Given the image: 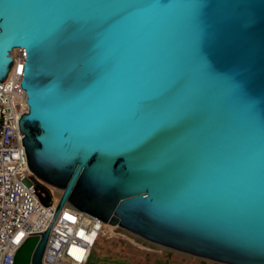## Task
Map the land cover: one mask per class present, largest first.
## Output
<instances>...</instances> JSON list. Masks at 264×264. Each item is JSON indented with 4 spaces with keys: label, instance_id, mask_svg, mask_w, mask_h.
Segmentation results:
<instances>
[{
    "label": "water",
    "instance_id": "95a60500",
    "mask_svg": "<svg viewBox=\"0 0 264 264\" xmlns=\"http://www.w3.org/2000/svg\"><path fill=\"white\" fill-rule=\"evenodd\" d=\"M59 192L13 264H42L64 205L150 244L264 264V0H0V83Z\"/></svg>",
    "mask_w": 264,
    "mask_h": 264
},
{
    "label": "built area",
    "instance_id": "2783aa9c",
    "mask_svg": "<svg viewBox=\"0 0 264 264\" xmlns=\"http://www.w3.org/2000/svg\"><path fill=\"white\" fill-rule=\"evenodd\" d=\"M11 56L12 69L0 83V264H13L24 241L47 230L60 197L44 205L36 190L37 180L27 167L17 127L19 117L28 112L26 92L20 89L22 49H15ZM107 227L117 228L64 205L50 227L42 264H88Z\"/></svg>",
    "mask_w": 264,
    "mask_h": 264
},
{
    "label": "rangeland",
    "instance_id": "374dc122",
    "mask_svg": "<svg viewBox=\"0 0 264 264\" xmlns=\"http://www.w3.org/2000/svg\"><path fill=\"white\" fill-rule=\"evenodd\" d=\"M56 196L59 192L54 190ZM88 264H218L182 254L107 227L99 236Z\"/></svg>",
    "mask_w": 264,
    "mask_h": 264
},
{
    "label": "trees",
    "instance_id": "16d2710c",
    "mask_svg": "<svg viewBox=\"0 0 264 264\" xmlns=\"http://www.w3.org/2000/svg\"><path fill=\"white\" fill-rule=\"evenodd\" d=\"M35 183H36V190L39 195L40 201L44 205L50 204L52 202V199L57 197L53 189L46 187L45 185H43L42 183L38 181H36Z\"/></svg>",
    "mask_w": 264,
    "mask_h": 264
},
{
    "label": "flooded vegetation",
    "instance_id": "af4514ba",
    "mask_svg": "<svg viewBox=\"0 0 264 264\" xmlns=\"http://www.w3.org/2000/svg\"><path fill=\"white\" fill-rule=\"evenodd\" d=\"M140 239V238H139ZM142 240V239H141ZM142 241H144V240H142ZM145 242V241H144ZM148 243V242H147ZM150 244V243H149ZM153 245V244H152Z\"/></svg>",
    "mask_w": 264,
    "mask_h": 264
}]
</instances>
